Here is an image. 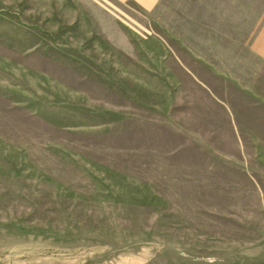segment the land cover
Wrapping results in <instances>:
<instances>
[{"label": "rangeland", "instance_id": "374dc122", "mask_svg": "<svg viewBox=\"0 0 264 264\" xmlns=\"http://www.w3.org/2000/svg\"><path fill=\"white\" fill-rule=\"evenodd\" d=\"M218 3L0 0V264H264V130L211 70L260 64Z\"/></svg>", "mask_w": 264, "mask_h": 264}, {"label": "crops", "instance_id": "0c3cea01", "mask_svg": "<svg viewBox=\"0 0 264 264\" xmlns=\"http://www.w3.org/2000/svg\"><path fill=\"white\" fill-rule=\"evenodd\" d=\"M218 5L221 8L219 25L223 26L221 27L223 30L220 29V31L223 32L226 38L238 43L249 51L260 65L252 67L250 74L248 73L249 69L243 65L238 67L239 70L237 72L232 70L217 72L214 70V67L211 70L213 73H218L221 76V80L224 81L226 78L227 81L233 82L239 93L243 92L246 96L250 97L249 101L246 103L251 104L252 112L247 115L250 114V119L252 118L254 121H259L258 124L261 125V129L264 130V94L256 90L263 86L261 80L264 78V0H219ZM234 8H251L255 11V14L247 16L245 19L241 16L240 11L239 13L236 11V21H230H235L236 24H233L230 30H225L224 28L230 23L228 18L233 14ZM228 9L230 10L229 12ZM207 22H210L206 23L208 25L213 23L212 20ZM242 24L247 25V31L243 33L237 31ZM247 74L251 76V80ZM220 103L224 104L229 112L228 114L231 118L229 120L234 123V126L231 127V133L235 136V140L238 141L239 129L236 121L241 117L239 115L240 113L235 112L237 102L230 101L225 97H220ZM252 129L255 131L252 132L253 140L255 144H259L261 142L259 137L264 132L256 131V128Z\"/></svg>", "mask_w": 264, "mask_h": 264}]
</instances>
